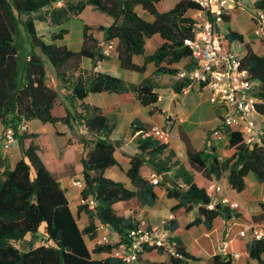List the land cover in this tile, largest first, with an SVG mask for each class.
<instances>
[{
  "label": "trees",
  "instance_id": "trees-1",
  "mask_svg": "<svg viewBox=\"0 0 264 264\" xmlns=\"http://www.w3.org/2000/svg\"><path fill=\"white\" fill-rule=\"evenodd\" d=\"M163 1L0 0V121L6 127L16 130L22 153L21 159L13 167L7 165L0 169V264H123L121 260L111 256L113 245L97 244L93 251L88 249L84 236L88 234L94 240L97 237L96 226L92 221L85 230L79 228L66 190L55 173V170L64 169L72 161L75 147L64 146L60 151V160H55L41 145L38 133L20 131L19 125L39 120L44 124L60 122L73 128V123H76L92 136L91 141L83 139L84 146L78 149L82 159L74 163L73 167L75 173L85 182L82 197H93L97 205L95 209L80 205L79 210L87 211L92 220L96 218L103 225L110 226L124 239L128 230L138 224L120 216L114 205L134 198L143 205H154L157 198L155 185L142 176L141 168L149 164L155 170L168 171L171 158H161L168 145L157 137L143 138V134L153 128L141 120H135L132 123V136L137 141L139 153L131 157L127 176L136 189L127 188L124 183L107 178L106 170L118 165L115 154L121 146L120 142L111 140L115 125L100 108L85 103L80 112L67 109L64 117L54 116L53 110L59 94L47 83L43 56L55 68L56 76L63 87L71 90L74 100L83 101L90 94L104 92L134 93L142 106L151 107L152 115L161 112L156 106L160 98L156 78L161 75H177L176 69L165 64L173 65L191 58L192 50L186 45V40L195 36L197 21L191 14L200 10L193 0H179L171 9L163 11L160 9ZM58 3H62V6L56 7ZM87 7H93L113 19L111 25H100L98 30L104 33L106 42L116 41L121 67L144 73L147 64L154 63V77L133 84L103 72L89 75L81 72L76 75L81 69L83 58L94 61L107 58L100 51V42L87 24H84L83 44L78 52L66 45L46 43L38 34L37 22L59 27L69 19L79 18ZM255 8L264 11V0L257 1ZM140 11L149 13L154 20L144 19ZM224 18L225 22L230 21V16L226 15ZM20 25L28 33L33 48L22 74L19 71V52L16 45ZM66 32L60 30L55 39H62ZM155 36L159 40V47L153 54L147 55L146 41ZM236 41L244 44V36L229 30L223 40L224 49H231ZM135 56L144 57L142 66L134 62ZM241 64L242 69L248 70L252 79L260 84L261 91L258 96L264 99V56L258 55L249 44H245ZM181 81V88L189 85L188 81ZM179 83L180 81L176 84L178 92ZM90 142L92 146L86 153ZM184 142L190 164L206 178L211 179L212 175L220 178L228 171L230 185L238 192L245 189V178L250 173L255 174L260 182H264V150L246 147L238 131L229 132V146L236 153L225 161H220L214 154L196 151L186 138ZM183 182L184 187L176 185L168 189V196L177 199L178 207H184L187 211L192 210L194 205H199L200 217L188 227L204 222L211 228L216 218L224 212L229 213V208L221 205L209 210L206 206L211 202V197L206 189L194 183L193 177L186 171H183ZM43 225H46V230L44 236H41ZM29 237L35 240L27 242L24 249L16 246V243L25 242ZM38 239L44 243L37 246ZM248 250L252 260L257 264H264V237L253 240ZM179 251L182 258L171 257L172 264H182L183 258L194 259L181 244ZM92 254L109 256L105 260H96ZM214 264H232V260L224 261L221 256H216Z\"/></svg>",
  "mask_w": 264,
  "mask_h": 264
},
{
  "label": "crops",
  "instance_id": "crops-1",
  "mask_svg": "<svg viewBox=\"0 0 264 264\" xmlns=\"http://www.w3.org/2000/svg\"><path fill=\"white\" fill-rule=\"evenodd\" d=\"M164 1L160 9L166 11L171 9L179 0L169 8L164 7ZM257 1L259 0H239L238 7L228 13L230 21L225 22L219 29V32L224 36L229 30L236 31L244 36V44L236 41L231 45L235 49L236 44L239 43L236 48L240 49L241 46L243 47L242 52L237 51L242 55L245 53V44H249L255 53L264 56V42L256 43L249 34L248 29L240 25V16L242 14H249L250 19H252V15L256 11L255 3ZM83 13L79 19L82 18ZM193 13L191 17H193ZM140 15L148 21L154 20V17L145 11H140ZM107 18L111 17L107 16ZM111 20V23L107 24V26L112 24L113 19L111 18ZM44 24L50 27L48 23ZM84 24L92 26L89 22L84 21ZM93 35L99 40L100 51L102 52L101 48L105 44L102 41L106 42L104 33L99 31V35L95 33ZM154 38L157 39V36L150 39ZM64 45L68 47L67 44ZM158 47L159 40L151 47L147 40L146 54H153ZM81 48L75 52L80 51ZM134 62L142 66L144 57L135 56ZM193 65L191 59H184L173 65L165 64L169 68L176 69L178 73L181 70L192 69ZM155 71L156 65L154 63L147 64L144 73L125 70L120 65L117 52L114 51L106 59L100 61L83 58L81 69L76 75L81 72L84 75L103 72L119 77L126 82L139 84L145 78L154 77ZM167 77L168 79H166ZM156 80L159 83L157 91L160 94L156 106L161 112L153 115L150 113L151 107L142 106L134 93L115 94L104 92L90 94L85 100L79 101L72 99L71 90L65 89L58 78L55 79L52 85L48 83V80L47 83L59 94L57 104L53 110L54 116L64 117L67 109L80 112L82 111V105L85 103L100 108L103 114L110 119V122L115 125L111 140L121 143L118 152L115 154L118 165L106 170L105 176L116 182L124 183L127 188H134L127 176V171L130 168L131 157L139 153L137 141L132 136V123L135 120H141L143 123L152 126L153 129L162 132V135L158 138L163 143H166L168 148L161 158L163 160L171 158L170 169L161 172L153 169L149 164L141 168V174L147 180L150 181L152 175H157L160 179V183L155 185L156 201L152 206L143 205L135 198L130 201L118 202L114 205V208L120 216L125 219H131L139 225L163 229L164 222L173 214L175 219L166 230L182 245L187 253L194 257V259L183 258L182 264H214L216 256H221V260L227 261L235 253H240L242 256L239 259L232 260V264H257L256 261L250 258L248 250L249 245L253 241L251 233L248 232L245 237H240L239 232L251 224L264 221V182H260L255 174L250 173L245 178V189L242 192H238L230 185L228 171L224 172L220 178L212 175V178L208 179L202 172L194 169L188 158V150L184 138L189 140L196 151L214 154L221 158V161L230 159L236 153V150L229 146V137L217 142L211 135L213 130L223 127V109L210 102L212 89L209 87H203L201 84L195 83L191 89H187V87L183 89L180 87L183 81L178 80L177 75H161ZM178 81H180L178 84L179 92L176 90ZM260 99V104L257 106V119L264 128V99ZM59 104L60 110H58ZM0 125V146L2 144V148L5 151L2 137L6 127L1 121ZM29 131L40 135L41 145L46 151L51 153L55 160H60V151L64 146L75 147L72 161L66 164L64 169L55 170V173L62 187L66 190L70 207L77 219L79 228L82 231L85 230L91 225L92 221L96 226L97 237L94 240L88 234L84 236L87 247L90 251H93L95 246L100 243V238L104 235H108L111 245L117 244L121 237L116 231L110 226L103 225L96 218L92 220L87 211L79 210L82 190L77 189L72 184L74 179L82 178L75 173L73 164L78 163L82 159V154L78 149L84 146L83 142L78 144L74 140V136L75 134L80 137L86 136L88 135L87 131L76 123H73V128H69L60 122L57 124H44L39 120L29 122ZM14 147V152L12 153H14L16 160L14 164L8 163L11 167L22 157L18 142H16ZM88 147H86V153L90 150L87 149ZM77 153L79 154V159ZM183 171L188 172L193 177L194 183L200 188L206 189L211 181H219L224 188L225 194L238 202L240 208L236 210L229 209V213L224 212L214 220L211 228H208L204 222L188 227L200 217L199 205H194L192 210L187 211L184 207H178L179 201L177 199L168 196V189L184 183ZM42 230H44L43 233L45 234L46 225L42 226L41 232ZM39 242H36L37 246L40 245ZM92 256L96 260H105L109 255L92 254ZM141 258L144 263L148 264H172L171 257L163 249L148 248L142 253Z\"/></svg>",
  "mask_w": 264,
  "mask_h": 264
},
{
  "label": "built area",
  "instance_id": "built-area-1",
  "mask_svg": "<svg viewBox=\"0 0 264 264\" xmlns=\"http://www.w3.org/2000/svg\"><path fill=\"white\" fill-rule=\"evenodd\" d=\"M200 10L193 13L195 24V36L186 40L192 50L191 61L193 67L190 70H181L177 74L178 80L189 82L187 89L197 83L203 87L212 89L210 102L223 109L221 129L213 130L212 137L217 142L229 137L230 131H238L242 135L243 144L249 149L260 148L264 150V128L257 119V106L260 104L258 93L260 84L252 79L248 70L242 69V54L234 48L224 49L225 38L219 32L220 26L225 23V16L230 10L236 9L239 0H193ZM252 21L257 27L259 35L264 38V11L256 10L252 15ZM116 41L106 42L101 50L106 56L116 51ZM20 131H28L29 123L19 125ZM162 132L152 129L145 132L143 138L160 137ZM17 142V132L13 127H6L3 135V146L9 151ZM221 161L222 159L219 158ZM150 182L154 185L160 183L157 175H152ZM73 186L82 191L85 188L83 178L74 179ZM184 187L185 185L182 184ZM211 202L206 206L213 210L217 205L236 210L240 204L225 194L219 181H211L206 187ZM80 205H87L89 209H95L97 201L90 197H81ZM170 215L164 222V228H149L145 225H136L129 229L124 239L113 245L111 256L121 260L123 264H146L142 261V253L148 249H163L170 257L182 258L179 251V243L166 230L174 220ZM251 233L253 240L264 237V221L254 223L239 232L240 237ZM111 245L108 235L100 238L99 245ZM240 253L230 256L231 260L241 258Z\"/></svg>",
  "mask_w": 264,
  "mask_h": 264
},
{
  "label": "rangeland",
  "instance_id": "rangeland-1",
  "mask_svg": "<svg viewBox=\"0 0 264 264\" xmlns=\"http://www.w3.org/2000/svg\"><path fill=\"white\" fill-rule=\"evenodd\" d=\"M176 1H178V0H165L164 1V7L169 8V7L173 6V4H175ZM55 6L60 7V6H62V3H58ZM45 13H47V11ZM107 16L108 15H106L100 11L95 10L93 7H88L84 11L81 19H79V18L69 19L68 21L61 24L59 27H55V26L47 27L44 23L37 22V27H38L39 35L43 38V40L46 43L55 42L58 45L67 44L71 50L77 51L81 48V45H82L84 21L89 22V24L92 25L91 26V28H92L91 32L92 33L99 35L98 27L100 25L110 24L112 21L111 18H107ZM240 25H242L248 29L249 34L253 37V39L255 40L256 43L257 42L261 43L262 41L264 42V38H262L259 35V33L257 31V27L255 26L252 19H250L249 14H242L240 16ZM60 30H66L67 32L64 33L62 39L56 40L55 37H57L56 35H58V33H60ZM53 32H54V34H53ZM157 41L158 40L156 38L148 39V44L151 47V46H154ZM102 42L106 43L105 41H102ZM16 45H17L18 52H19V71L22 74L24 72V68H25L27 58L29 57V55L33 49L32 45H31L30 37L28 36V33L26 32L23 25H20L19 34L16 37ZM238 46H239V43L236 44L235 51L242 52L243 47L241 46L240 49H238V48H236ZM43 58L46 62V67L48 70V72H47L48 73V75H47L48 79L47 80H48V83L52 85L53 82L55 81V79H57L56 78V70L46 57L43 56ZM166 79H168V77ZM60 109H61V107L59 104L58 110H60ZM82 139H87V140L91 141L93 138L89 134L86 136H82V137L78 136V134H75L74 140L76 142H78V144L82 143V141H83ZM88 146L89 147L87 149L89 150L92 146V143L90 142ZM13 147L9 151H4L2 148V144H1V146H0V169L1 170L3 169L4 166L9 165L8 163L14 164L16 159L14 158V153H12V152H14ZM77 157H78V159L80 158L79 154ZM43 231L44 230H42V232L40 233L41 236H44ZM32 240L34 241L35 239H32L31 237H29L27 239V241H25V242L16 243V246L19 247L20 249H24L27 245V242H30ZM36 241H40L39 242L40 245L44 243L41 241V239L40 240L38 239Z\"/></svg>",
  "mask_w": 264,
  "mask_h": 264
}]
</instances>
